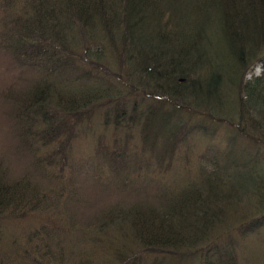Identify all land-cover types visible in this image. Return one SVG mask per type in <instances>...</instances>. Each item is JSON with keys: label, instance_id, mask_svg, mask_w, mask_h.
<instances>
[{"label": "trees", "instance_id": "obj_1", "mask_svg": "<svg viewBox=\"0 0 264 264\" xmlns=\"http://www.w3.org/2000/svg\"><path fill=\"white\" fill-rule=\"evenodd\" d=\"M260 60L264 0H0V264H248ZM97 116L107 178L84 181Z\"/></svg>", "mask_w": 264, "mask_h": 264}, {"label": "rangeland", "instance_id": "obj_2", "mask_svg": "<svg viewBox=\"0 0 264 264\" xmlns=\"http://www.w3.org/2000/svg\"><path fill=\"white\" fill-rule=\"evenodd\" d=\"M256 64L258 65L256 66L254 64L252 71H250L251 75L258 74L261 72L262 70L261 68H264V60H260L256 62ZM6 73L7 71L4 69L3 64L0 63V79H4V74ZM2 84L3 83L0 84V87ZM98 117L99 116H97L94 122L86 129V134L84 138H81L80 145H78L74 149L73 161L70 164V169L72 170V173L76 177L84 181H87L91 177L93 172H94L93 176H97V178H101V179L107 178L106 174L108 172V169H107L106 163L103 164V161L100 160V158L102 157L100 155L95 154L92 151V146L89 145V143L92 141L93 134H96L103 130V126L101 125V117H100V120H98ZM136 136L137 135H136V128H135L129 133V139L131 141H135ZM212 141L214 143L215 139H213ZM200 142H201L199 143L200 146L201 147L204 146L205 141L201 140ZM221 143H224V140H222ZM199 150H202V149H199ZM207 162H209V160H207ZM251 208H254V207H251ZM239 250L241 252L240 253L241 256L245 259L246 263L263 264L262 261L264 260V251L255 242L250 243L248 240H246L244 243H239Z\"/></svg>", "mask_w": 264, "mask_h": 264}, {"label": "bare ground", "instance_id": "obj_3", "mask_svg": "<svg viewBox=\"0 0 264 264\" xmlns=\"http://www.w3.org/2000/svg\"><path fill=\"white\" fill-rule=\"evenodd\" d=\"M69 92H71V91H69ZM68 95V94H67ZM70 96H73V93H72V95H71V93H70Z\"/></svg>", "mask_w": 264, "mask_h": 264}]
</instances>
